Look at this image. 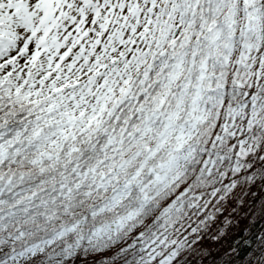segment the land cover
<instances>
[{
    "label": "snow or ice",
    "instance_id": "6c2138e0",
    "mask_svg": "<svg viewBox=\"0 0 264 264\" xmlns=\"http://www.w3.org/2000/svg\"><path fill=\"white\" fill-rule=\"evenodd\" d=\"M0 264H264V0H0Z\"/></svg>",
    "mask_w": 264,
    "mask_h": 264
}]
</instances>
